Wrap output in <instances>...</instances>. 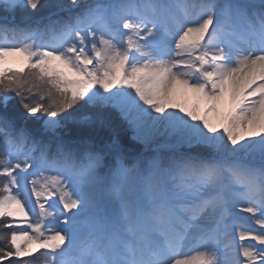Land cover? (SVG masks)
Wrapping results in <instances>:
<instances>
[{
    "label": "snow or ice",
    "instance_id": "1",
    "mask_svg": "<svg viewBox=\"0 0 264 264\" xmlns=\"http://www.w3.org/2000/svg\"><path fill=\"white\" fill-rule=\"evenodd\" d=\"M0 14V264H264V0Z\"/></svg>",
    "mask_w": 264,
    "mask_h": 264
},
{
    "label": "rangeland",
    "instance_id": "2",
    "mask_svg": "<svg viewBox=\"0 0 264 264\" xmlns=\"http://www.w3.org/2000/svg\"><path fill=\"white\" fill-rule=\"evenodd\" d=\"M48 2H53V0H48ZM64 2H67V0H64ZM9 21H11V18L9 17ZM4 22V20H3V16H2V14H0V23H3ZM16 22L17 23H19L20 22V17L19 16H17V18H16ZM3 154V145H2V143H0V155H2ZM2 179L3 178H0V181H2ZM1 234H0V239H2L3 238V232L1 231L0 232ZM42 259V258H41Z\"/></svg>",
    "mask_w": 264,
    "mask_h": 264
},
{
    "label": "trees",
    "instance_id": "3",
    "mask_svg": "<svg viewBox=\"0 0 264 264\" xmlns=\"http://www.w3.org/2000/svg\"><path fill=\"white\" fill-rule=\"evenodd\" d=\"M1 232V231H0ZM1 234V233H0Z\"/></svg>",
    "mask_w": 264,
    "mask_h": 264
}]
</instances>
